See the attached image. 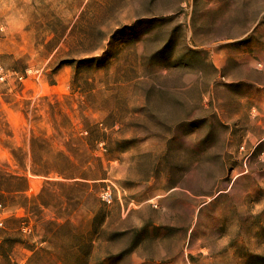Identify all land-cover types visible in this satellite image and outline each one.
<instances>
[{"label": "rangeland", "instance_id": "rangeland-1", "mask_svg": "<svg viewBox=\"0 0 264 264\" xmlns=\"http://www.w3.org/2000/svg\"><path fill=\"white\" fill-rule=\"evenodd\" d=\"M262 154L264 0H0V264H264Z\"/></svg>", "mask_w": 264, "mask_h": 264}, {"label": "trees", "instance_id": "trees-1", "mask_svg": "<svg viewBox=\"0 0 264 264\" xmlns=\"http://www.w3.org/2000/svg\"><path fill=\"white\" fill-rule=\"evenodd\" d=\"M31 172H32L33 174H45V173H46V172H42V171H40V170H36V169H34V168L31 169ZM8 179H9V180H15V179H18V178H14V177L10 176ZM19 180H20L21 182H23V184H25V186H26V184H27V180H26L25 178H20Z\"/></svg>", "mask_w": 264, "mask_h": 264}, {"label": "built area", "instance_id": "built-area-1", "mask_svg": "<svg viewBox=\"0 0 264 264\" xmlns=\"http://www.w3.org/2000/svg\"><path fill=\"white\" fill-rule=\"evenodd\" d=\"M262 156H263L262 159H263V161H264V154H262Z\"/></svg>", "mask_w": 264, "mask_h": 264}]
</instances>
